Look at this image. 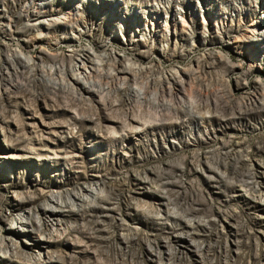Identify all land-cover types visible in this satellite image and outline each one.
<instances>
[{"label": "rangeland", "instance_id": "obj_1", "mask_svg": "<svg viewBox=\"0 0 264 264\" xmlns=\"http://www.w3.org/2000/svg\"><path fill=\"white\" fill-rule=\"evenodd\" d=\"M44 17L68 23L35 24ZM85 46L141 71L81 99L51 68L67 81ZM15 50L36 63L13 71ZM182 68L184 100L161 82ZM256 93L264 0H0V264H264ZM85 186L101 187L98 212L36 215ZM18 193L32 201L14 205Z\"/></svg>", "mask_w": 264, "mask_h": 264}, {"label": "bare ground", "instance_id": "obj_2", "mask_svg": "<svg viewBox=\"0 0 264 264\" xmlns=\"http://www.w3.org/2000/svg\"><path fill=\"white\" fill-rule=\"evenodd\" d=\"M39 12H41V11L39 10ZM42 12H43V15L41 14L39 16H44L46 14L44 11H42ZM35 13L36 12H34V14ZM66 20H68V19L66 18ZM3 22H4L3 23L4 29H5V31L8 32L11 29V27H9V26H11V22H7V21H3ZM63 23H68V22H65V19L63 20V19L57 18V17H51V18H45L44 17L42 19H39V21L35 24L43 25L45 27L47 26V28H52L54 26H57V25L63 24ZM256 33H257V31L256 32L254 31V33L252 35H249L247 37L250 38V40H255V39H253V36ZM144 34L145 33H143V36H144ZM162 35H165V38L167 37V34H165V32ZM157 37L159 38V33L157 34ZM74 39H76V36H74ZM132 40L137 41L136 39L135 40L132 39ZM93 49L94 48L92 46H85L81 49H75L74 48L71 50L69 55L75 56L77 59V62L72 64V66L70 68V74H69L70 78L67 80L68 82L65 80L66 75H64V74H66V73L64 71V69H65L64 67L57 65L55 67V69L51 68L52 71L53 70L56 71V73L62 77V83H64V84L67 83L68 86H70L72 89L76 90L81 95V99L86 100V98H87L85 96V95H87L86 93H88L89 96H91L95 93L101 95V93L109 87L107 85L108 82L106 81L107 83L105 82V84H104V83H102V80L100 78H102V79L108 78L109 80H112L113 82L118 81L117 83H120V81H123V82L134 81L136 79V75H137L136 73H138L137 71H141V69L138 68L134 62L129 61V58H118V59L115 58V59H113V54H109V53L97 54ZM12 55H13V57L7 56L6 62L8 64H10V67H12L13 71H15V72H17L19 69L18 63H20V65L22 67L32 66L36 63V61L33 60L32 57L27 56V55L23 56L18 50H15V52ZM37 56L41 57L42 54H38ZM17 61H19V62H17ZM107 65H108V68H107ZM186 73H187L186 70L184 71L183 68L181 70L172 69V70H169L168 72H166V74L163 76V80L161 81L162 83H164V84L161 83L162 85L169 83L168 85L170 86L172 84L173 87L169 88L168 91H170V93L174 94L175 97H177L181 100L187 99V97H189V94L186 90L187 87L185 85L187 83H190L191 79H189V78L191 75L189 76ZM7 75L9 76V72H7ZM139 77H141V76H139ZM105 80H107V79H105ZM137 82H138V80H137ZM134 83H136V82H134ZM110 85H112V84H110ZM123 85L125 86V84H123ZM129 85H130V83H129ZM117 86H115V87H117ZM110 87H112V86H110ZM145 89H144V91H145ZM147 90H148V88H147ZM165 90H166V88H165ZM190 91H193V90H190ZM136 92H137V90H136ZM146 94H147V92H146ZM192 94H194V93H192ZM256 95L257 96H255V95L253 96V99L255 97H257L256 100L254 99L255 100L254 102L255 103L257 102L258 105H256V107L248 109L247 113L259 112L260 110H264V95L257 94V93H256ZM190 115L194 120L199 116L197 113L192 112V111H190ZM221 119L223 120L224 123H229V121H232V119H236V118L234 115L233 117L224 116V117H221ZM100 191H101L100 186H98V187L85 186L83 190L81 189L80 191H74V192H72V194H69L67 199H63L60 194L53 193L50 196L51 201H48L47 203L41 205L38 209H36V215L40 218L41 221L43 218H50V219L52 217L56 218L57 216L66 215V211H67L66 207H70V210L73 212H76V213L81 212L84 215L89 214V213H93V212L96 213V212H98V209H99V208H97L96 202H97L98 198L100 197ZM19 195L20 194L18 193V195L14 199V202H13L14 205H16V204L22 205V204H26V203L32 201V198L30 196L26 197V196H19ZM20 214L21 215H19L16 218L17 221L20 222L21 225H27L29 223V220L26 219V217L23 216L22 213H20ZM28 216L31 218L33 216V213L31 211H29ZM34 224H35V221H34ZM45 224H46V222H45ZM186 225L191 227L189 232L193 233L196 230H198L199 227H201L205 224H203L200 221H198V222L188 221L186 223ZM19 230L21 231V230H25V229L24 228L23 229L18 228V231ZM9 241H10V244H9L10 247L16 246L15 242H14L15 241L14 238L11 237L9 239ZM41 244L43 246H45L43 243H41ZM9 249H11V248H9Z\"/></svg>", "mask_w": 264, "mask_h": 264}]
</instances>
